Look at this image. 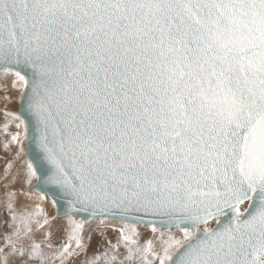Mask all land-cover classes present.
Wrapping results in <instances>:
<instances>
[{"label": "snow or ice", "instance_id": "snow-or-ice-1", "mask_svg": "<svg viewBox=\"0 0 264 264\" xmlns=\"http://www.w3.org/2000/svg\"><path fill=\"white\" fill-rule=\"evenodd\" d=\"M0 74V264H264V0H0Z\"/></svg>", "mask_w": 264, "mask_h": 264}, {"label": "rangeland", "instance_id": "rangeland-1", "mask_svg": "<svg viewBox=\"0 0 264 264\" xmlns=\"http://www.w3.org/2000/svg\"><path fill=\"white\" fill-rule=\"evenodd\" d=\"M12 80L13 77L11 75L4 77L2 74H0V84H7L8 85V90H7V95L10 97L9 100L5 101L4 97H5V91L3 88H0V246L3 245V235L6 234V232H10L11 228L8 225H11V217L10 215H7V209H6V196H5V192L8 190H17L19 191V189L21 187H23L25 190H27V185H23L21 181H17L15 184H10L9 188L6 189L4 187V185L10 181L12 179V176L16 174L17 169L20 167V162L14 160V154H15V145L10 146L11 147V151H6L3 147V144L5 142L6 139H9V136H6L5 133L3 132V125L6 122L5 121V116H4V112L5 109H7L8 111H16L18 110L19 107V90L18 89H13L11 84H12ZM15 131H17V129L15 128L14 124H9V132L10 133H14ZM12 160L13 161V168L10 170L9 175L7 178L4 177V170H5V166L6 163ZM19 162V163H18ZM30 197V195H29ZM22 196H18L17 197V205L16 206H21L20 209L16 208L19 211H24V209L22 208L25 207V203L21 200ZM47 204H44L45 207V212L50 216V217H54L56 216V208L52 205L51 203V199L50 197L48 199L44 200ZM24 203V204H23ZM42 201L39 202V204L41 205ZM20 204V205H18ZM23 204V205H22ZM35 205V204H34ZM35 209H32L31 211H34ZM18 211V212H19ZM7 220V225H5L4 221ZM64 223V220H57V223ZM95 223V225H92V229L91 227H87L89 225L86 226V232H91V234L93 235L94 232L92 231H96V221H92ZM58 223V224H59ZM57 224V225H58ZM117 227H119V225H116ZM210 226H215V222H211ZM138 230L140 231V233L144 234H148V238L151 236V232L150 229L145 226V225H138ZM89 229V231H88ZM112 229L113 228H107V230ZM61 234L59 233V236ZM87 235V234H86ZM60 241V240H59Z\"/></svg>", "mask_w": 264, "mask_h": 264}, {"label": "bare ground", "instance_id": "bare-ground-1", "mask_svg": "<svg viewBox=\"0 0 264 264\" xmlns=\"http://www.w3.org/2000/svg\"><path fill=\"white\" fill-rule=\"evenodd\" d=\"M18 165H20V164H18ZM38 197H39V193L36 190H31L30 197L29 196H22L21 200L26 204L25 207L22 206L24 211L25 210L31 211L32 209H35V205L39 204V202H40ZM44 204L46 205L47 203L45 201H42L41 206L43 207V209H45ZM16 205H17V203H16ZM18 205H20V204H18ZM20 207L21 206H16V208H19V209H20ZM17 211H19V210H17ZM61 219L64 220L65 218L61 217L58 220H61ZM60 224L61 223H59L58 225H60ZM92 225H95V223L91 222V224L89 226H87V227L89 228ZM91 229H92V227H91ZM88 231H89V229H88ZM103 231H104V235L103 236H101L100 232H98V231H92L94 233L92 235L93 239L91 241V246L88 249V256L89 257H91V256H93L95 254H101L106 249H108L109 248V244H108L109 240L112 243H116L117 242L118 232H116V231H114L112 229H109V230L104 229ZM86 234L88 235L89 232H86ZM148 236H149L148 234H144L143 235L141 233V236H140L141 243H143L148 238ZM52 240H53L54 244H59L60 243V241H59V233L54 231V235L52 237ZM119 251L123 253L125 250L123 249V247H121ZM101 264H102V262H101ZM134 264H138V262H134Z\"/></svg>", "mask_w": 264, "mask_h": 264}, {"label": "water", "instance_id": "water-1", "mask_svg": "<svg viewBox=\"0 0 264 264\" xmlns=\"http://www.w3.org/2000/svg\"><path fill=\"white\" fill-rule=\"evenodd\" d=\"M19 108V107H18ZM57 211V210H56Z\"/></svg>", "mask_w": 264, "mask_h": 264}]
</instances>
